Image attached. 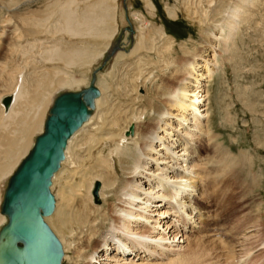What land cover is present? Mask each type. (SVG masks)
Listing matches in <instances>:
<instances>
[{"label": "bare ground", "instance_id": "1", "mask_svg": "<svg viewBox=\"0 0 264 264\" xmlns=\"http://www.w3.org/2000/svg\"><path fill=\"white\" fill-rule=\"evenodd\" d=\"M234 1L225 11L222 24L215 26L217 33L211 35L213 45L208 49L213 51V60L215 48L231 42L238 18L252 4V0ZM117 2L50 0L43 9H33L25 16L20 10L29 7L31 1L0 0V12L6 11V25L15 33L13 43L9 45L10 57L5 69L9 92L5 96L11 97V103L5 109L3 101L0 102V225L8 223L1 210L9 181L31 152L37 137L44 133L55 100L61 94L84 92L93 86L99 91V96L88 108L86 121L67 142L64 159L51 180V193L55 184L63 182L57 194L52 193L55 212L53 210V216L44 218L62 246L61 263L78 264L82 252L100 241L101 244L86 258V264H239L250 253L249 248L245 249L246 242L254 236L252 232L257 233L259 226H250L251 235L245 233L236 239L235 245H230L223 239L224 234L220 233L215 222L211 225L210 221L215 219L210 220L211 215L199 207L200 202L207 203L212 198L215 189V176L209 171L210 164L206 158L214 138L208 125L204 87L213 76L216 64L207 66V60H203L204 51L179 67L177 58L172 56L175 48L171 37L165 33L149 36L145 18L134 13L132 19L141 27L138 39L129 56L122 53L116 56L112 69L116 65L124 68L129 59L134 60L131 66L137 67L138 73L131 81L134 82V93L125 95L129 106H134L137 100L141 110L133 112L131 107L107 110L103 100L108 76L89 83L84 77V69L103 57L118 32ZM216 2L209 0L206 4L208 9ZM81 5L83 9L79 12ZM72 6L74 10L70 9ZM148 6L153 7L151 4ZM14 11H17L18 18H15ZM187 12L185 14L189 18L196 14ZM167 14L173 19L177 16L172 10H167ZM52 28V35L64 33L77 42L66 43L63 38H58L57 44L53 41L56 45L52 43L55 45L53 51H47L49 55L44 61L61 63L62 67L52 64L53 68L45 70L40 80L30 81L27 77L31 75L26 71L29 59L26 62L24 57L30 47L34 49L41 44L40 35L46 33L49 36ZM152 53L157 57L155 64H164V72L170 70L169 76H165L166 82L162 80L156 94L140 96L138 88L143 86L149 90L152 82V77L144 75L147 71L143 70L153 62ZM198 57L205 64L203 70L199 63L202 60ZM71 68L82 70L81 77L74 78L69 71ZM159 92L161 98L157 101ZM4 98L2 96L0 100ZM158 105L164 107L161 109ZM147 110L157 114V119L151 124L142 123ZM45 113L47 117L42 131ZM11 129L14 130L13 137L19 136V140L11 138ZM64 173L67 176L63 177ZM95 182L100 183L98 199L104 198L100 207L91 206ZM110 193L112 197L108 196ZM81 199L87 200V204H81ZM172 215L175 220H171ZM106 217H109V229L95 240L100 228L105 226ZM186 229L190 231L186 232ZM203 230L206 237L201 235ZM152 258L161 262L152 263Z\"/></svg>", "mask_w": 264, "mask_h": 264}, {"label": "rangeland", "instance_id": "2", "mask_svg": "<svg viewBox=\"0 0 264 264\" xmlns=\"http://www.w3.org/2000/svg\"><path fill=\"white\" fill-rule=\"evenodd\" d=\"M27 1H31L32 3L29 5L30 8L26 6L20 10L23 15L28 14V12L33 11V9H43L50 0ZM208 1L209 0H118L116 12L119 25L118 32L111 42L109 50L105 52L103 57L98 62L88 66L87 69H84V77L91 83L97 81L102 76L105 78L108 76V79L106 78L105 81L107 89L103 100L107 104H105L106 106L104 107L107 110L110 108L115 110L119 107H121L122 110H127L128 107H131L130 110L133 112L141 110L137 100L133 103L134 106H129L130 103L126 97L127 92H133L134 82L131 81L138 75L136 72L137 67L131 66L134 60L132 58L129 59L124 68L120 65H116L114 69L116 71L112 69L117 58L116 56L121 53L123 55L125 54V56H129L138 39L137 37L141 27L139 23L136 21L134 22L132 19L134 13H140L145 18L148 24V29L146 30L149 32V36L157 37L160 33H165L171 37L175 48L172 56L174 59L177 58L176 63L179 67L184 61L192 59V57H197L196 55H200L202 52L206 51L203 55V60H207V66L212 67L213 63L216 64L213 76L205 83L204 87L207 98L205 109L209 115L208 125L211 135L214 138L212 140L213 142H210V146L206 153L208 156L206 158H208L210 164L208 165L209 171L212 176H215V189H213L212 198H210L207 203L200 202L199 207L207 212L209 216L211 215L210 218L212 219L210 220L215 219L214 221H210L211 225L215 222V225L221 230L220 233L224 234L223 239L227 240L226 242H229L230 245H235V242H238L236 239H239L245 233L251 235L252 230H249L250 226H259L257 227V233L252 232L254 236L246 242L247 245L244 243V246L246 245L245 249L249 248V251H251L242 260L244 261L243 264H264V0H252V4H250L246 13L241 18H238L237 27L231 42L228 43L227 46L220 44L215 48L216 56L214 60L212 57L213 51L208 49L209 46L213 45L211 35L217 33L215 26L222 24L225 18V11L228 9V6L235 1L217 0V4L219 2L221 3L218 5H215L216 3L213 4L210 9H208L206 5ZM148 4H151L153 7L150 8ZM70 9L74 10L75 8L72 6ZM82 9L83 5L78 8V11L80 12ZM167 10L174 11L177 14L176 18L173 19L169 17ZM187 11L192 13L191 15L194 13L197 15L194 14V17L191 16V18H189L185 14ZM204 11H207V14H205ZM13 14L15 18H18L19 15H17V11H14ZM6 16V11L3 13L0 12V99L2 96L6 98L5 95L9 94L6 86L5 69L10 57L9 45L13 43L15 38L12 27H7L6 25ZM205 17L208 18V22ZM16 21L17 19H15L14 24ZM203 21H205V23ZM50 32L49 36L46 33L40 35L39 43L41 44L37 45V48L34 47V49H32L28 47L30 52H26L27 55L24 57V61L27 62L29 59L26 71L28 72L27 74L31 75L30 78L27 77L30 81L32 79L40 80L44 71L51 70L53 65L62 67L61 63L50 64L44 61L46 56L49 55L48 52L53 51L58 38H63L66 43L68 41L71 43L77 42L76 40L68 38L64 33L52 35V33H54L53 28ZM53 41H55L56 44ZM37 49L39 50L37 51ZM211 50L213 49L211 48ZM44 51H46L47 54H45ZM150 56L153 62L149 64V66H145L143 70L147 71L144 75L152 77V82L149 85V90L143 86L138 88L137 92L140 96L147 95V93L150 94V96L156 94V90L161 87L162 80L166 82L167 77L165 76H169L170 70L167 69V71L164 72V64L160 66L159 63L155 64V62H157L155 54L152 53ZM19 57L21 58V55ZM31 57L33 58L31 59ZM20 58H18V60ZM198 59L201 58L198 57ZM203 60L199 61L202 70L205 65ZM212 60L213 62H211ZM20 62L22 61L19 60L18 63L22 65ZM34 70L37 72L36 74L34 73L35 75L33 74ZM69 71L74 78L81 77L82 70L71 68ZM163 73L166 74L164 77H162ZM139 84L140 82L137 83L138 86ZM157 96H159L156 99L158 101V99L161 98L160 92ZM163 98L164 97H162V99ZM3 100H0V102ZM125 104L127 105L126 107ZM158 106H160L161 109L164 107L161 105ZM1 111L2 104L0 103V114ZM47 115L45 113L42 119V131ZM145 117L142 123L145 124L149 122L151 124L153 122L152 120L157 119V114L154 115V111L147 110ZM148 127L151 128L150 125H148ZM13 131L14 130L11 129V138L19 140V136L14 135L13 137ZM31 147H29V150ZM80 155L85 156V154L81 153ZM65 176L67 175L64 173L63 177ZM119 176H121L120 173ZM59 182L61 183L55 184L54 186V192H52L54 195L57 194L59 188H62L59 187V185H63L62 180ZM112 195L113 194L110 193L108 196L112 197ZM103 201L104 198H100L99 203L96 204L92 197L91 206L100 207ZM79 202L84 205L87 204V200L81 199ZM55 203H57L56 199ZM165 209L168 210L169 213H172L167 207H165ZM0 216H2L1 212ZM106 218L105 226L104 228H100L97 233L98 235L94 237L95 240L100 239L103 233L109 229V217ZM171 220H175L174 215H172ZM5 221L7 223L6 217ZM5 225L6 224L0 225V229ZM207 229L205 228L206 231H209ZM185 231L188 232L190 230L186 229ZM206 231L203 230L201 235L206 237ZM100 244V241H98L96 245L93 244V246L83 251V255L79 260L80 262L78 261V264H86V258L92 253V250ZM83 248H85V246H83ZM152 260V263L155 261L158 263L161 262L158 259L152 258ZM61 264L75 263L62 261Z\"/></svg>", "mask_w": 264, "mask_h": 264}, {"label": "water", "instance_id": "3", "mask_svg": "<svg viewBox=\"0 0 264 264\" xmlns=\"http://www.w3.org/2000/svg\"><path fill=\"white\" fill-rule=\"evenodd\" d=\"M99 96L90 86L84 92L64 93L51 107L45 131L37 137L29 155L11 177L5 192L2 214L8 223L0 232V264H61L62 246L44 218L52 215V177L64 159L68 140L88 117V108ZM11 97L3 100L8 109ZM100 183L92 195L99 203Z\"/></svg>", "mask_w": 264, "mask_h": 264}]
</instances>
